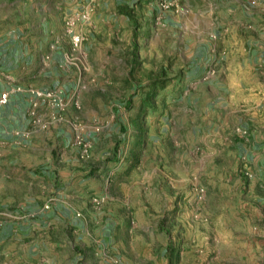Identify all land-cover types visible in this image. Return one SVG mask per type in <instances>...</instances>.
<instances>
[{"label":"rangeland","instance_id":"obj_1","mask_svg":"<svg viewBox=\"0 0 264 264\" xmlns=\"http://www.w3.org/2000/svg\"><path fill=\"white\" fill-rule=\"evenodd\" d=\"M173 1L0 0V57L19 44L48 52L40 80L58 105L33 98L30 115L57 108L68 135L42 155L57 191L34 198L26 216L0 214L32 235L18 238L16 252L6 244L0 264H25L24 252L30 264H264L247 241L263 237L264 148L254 170L241 153L253 140L250 121L224 111L206 117L208 96L224 91L219 64L228 52L219 59L204 48L213 34L209 0L164 8ZM232 4L234 30L252 31L254 51L264 0ZM74 183L86 193L69 190Z\"/></svg>","mask_w":264,"mask_h":264},{"label":"crops","instance_id":"obj_2","mask_svg":"<svg viewBox=\"0 0 264 264\" xmlns=\"http://www.w3.org/2000/svg\"><path fill=\"white\" fill-rule=\"evenodd\" d=\"M209 1L204 16L206 21L211 23L209 29L213 34L204 48L213 53L212 57L219 56L220 59V50L224 53L228 52V56L225 63L219 64V72L224 70L225 73V78L220 80L224 91L218 94V98L217 95L208 96L204 112L207 118L224 111L226 119L232 115L238 116L241 123L250 121L248 126L255 128L253 140L242 145L241 153L248 155L255 170L258 169L257 162L261 153V150L256 149L264 148V31H257L260 43L256 42L257 49L253 51V41L257 39H253L252 31L234 30L233 0H222V4L211 3L216 0ZM223 3L226 5L223 6ZM200 24L197 17H193L190 26L199 29ZM221 24L227 27L228 31H219L222 28ZM15 49L17 51L13 50L8 56L3 52L0 61V96L6 92L10 94L8 104L0 115V214L13 211L26 216L38 201H45L42 195H45L46 191L50 192V187H54L55 192L59 188L52 182L56 179L42 171L49 161L43 160L42 155L48 152L51 146L52 149L55 147L56 140L67 144L68 135L58 127L60 112L57 108L43 105L38 110L37 117L30 115L34 98L30 91L47 90L40 78L47 72L46 66L50 60L48 52L41 46L21 47L20 44L15 45ZM59 56L60 53L52 55L54 60L51 58V62L53 61L55 66ZM214 99L223 101L215 102ZM70 118L74 119L73 113H70ZM48 125H53L56 131L54 134L51 132V138L48 134L51 126ZM209 125L214 126L211 121ZM85 185V183H74L69 186V190L72 189L73 192L81 195L86 193ZM63 186H66L65 183ZM24 225L18 221L9 223L0 216V251L4 252V246L8 244L9 250L16 252L17 244L20 243L18 238L32 236L27 234ZM261 234L263 237L260 239L254 236L259 235L258 233H249L247 241L251 244L252 252L263 255L264 228ZM243 242L246 243V240ZM4 254L8 255L9 251ZM11 256L17 257L18 253L17 256L16 254ZM22 259L25 260V264H30L33 260L26 252Z\"/></svg>","mask_w":264,"mask_h":264},{"label":"built area","instance_id":"obj_3","mask_svg":"<svg viewBox=\"0 0 264 264\" xmlns=\"http://www.w3.org/2000/svg\"><path fill=\"white\" fill-rule=\"evenodd\" d=\"M97 1L98 0H90V4H93ZM178 2H179L178 0H175L172 3H169L167 6H164V8L165 9H171L172 7H175L178 4ZM91 11H92L91 6H88L86 12L82 15V17L84 19H87L89 17V13ZM82 42H83V39L80 36H74L73 37V45L75 48H79L80 45L82 44ZM30 94L39 102L45 103L47 101L53 100L55 102L54 104L57 103V105H58L57 99L59 97V94L55 95L52 92L38 91V90H31ZM61 94L62 93H60V95ZM9 98H10V94L8 92L3 93L0 96V115H1L2 109L8 104ZM37 105H38V102H33L32 107L36 108ZM78 108H80V107L78 106ZM34 116H35V113H32V117H34ZM86 149H87V147H86Z\"/></svg>","mask_w":264,"mask_h":264}]
</instances>
